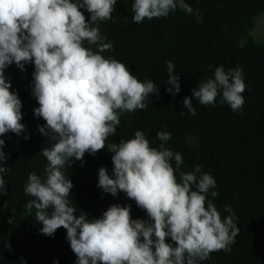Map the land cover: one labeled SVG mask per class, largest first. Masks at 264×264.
Returning a JSON list of instances; mask_svg holds the SVG:
<instances>
[{
	"label": "clouds",
	"instance_id": "9594fccd",
	"mask_svg": "<svg viewBox=\"0 0 264 264\" xmlns=\"http://www.w3.org/2000/svg\"><path fill=\"white\" fill-rule=\"evenodd\" d=\"M116 3L0 0V135L25 131L20 122L22 102L9 90L4 69L14 62L24 70V65L32 62L33 95L39 104L34 113L46 122L38 128L52 142L40 152L48 161L45 177L30 174L24 189L33 197L26 209L29 213L35 209L41 233L53 236L59 228L66 229L76 264H199L213 252L230 251L239 232L232 208L224 207L229 215L222 220L212 200L207 199L209 193L218 195L212 191L215 179L200 165L192 172L180 171L182 155L164 143L151 147L142 131H136L134 138L107 143L120 124L118 110L146 109V99L158 92L151 80L139 81L125 64L100 54L112 45L103 42L98 22L112 19ZM82 8L90 13V22ZM131 8L137 24L146 18L167 17L178 8L193 13L185 0H134ZM85 41L96 45L97 51L85 47ZM167 68V84L172 85L167 91L176 95L179 77L171 61ZM245 90L242 69L225 71L221 65L214 78L201 82L183 104L195 115L193 97L202 105H214L222 94L223 101L237 111L245 103ZM157 139L166 142L171 134L158 132ZM4 145L0 139V194L6 195ZM105 148L113 154L114 178L101 167L97 186L112 196L123 191L146 211L148 219H132L131 206L119 204L97 219L90 220L85 213L75 215L76 208L69 200L74 185L63 169L72 158L82 161L86 152L95 155ZM169 238L172 243L166 242Z\"/></svg>",
	"mask_w": 264,
	"mask_h": 264
},
{
	"label": "trees",
	"instance_id": "16d2710c",
	"mask_svg": "<svg viewBox=\"0 0 264 264\" xmlns=\"http://www.w3.org/2000/svg\"><path fill=\"white\" fill-rule=\"evenodd\" d=\"M133 3L117 0L112 19L98 22L103 42L112 45L100 54L125 64L139 81L151 80L158 92L146 99V109L118 110L120 124L107 143L134 138L136 131H142L151 147L164 143L182 155L180 171L192 172L200 165L215 179L212 191L218 195L209 193L207 199L212 200L222 220L229 215L224 207L232 208L239 232L230 251L213 252L199 264H264V44L250 37L257 17L264 13V0H185L193 8L192 14L178 8L167 17L146 18L139 24L132 19ZM81 11L90 22V13ZM84 46L97 51V46L87 41ZM169 61L179 77L176 95L167 91L172 87L167 84ZM221 65L225 71L242 69L246 85L243 107L233 111L222 94L214 105H202L193 97L196 114H189L184 98L192 97V90L201 82L214 78ZM34 70L32 62L26 63L24 70L14 62L4 69L9 90L22 102L20 122L25 131L0 135L6 156L2 166L8 169L2 174L7 194H0V264H76L66 229L61 227L53 236H46L35 219V209L31 213L26 209L33 199L24 191L28 176L45 177L48 161L40 152L52 144L38 128L46 122L34 113L39 107L33 95ZM158 132L170 133L171 139L160 141ZM112 155L107 148L95 155L86 152L82 161L72 158L70 165H65L64 174L74 185L69 200L76 208L75 215L85 213L90 220L97 219L119 204L131 206L132 219H148L146 211L123 191L112 196L97 186L101 167L114 178ZM172 164L175 166L174 160ZM166 242L172 243L170 238Z\"/></svg>",
	"mask_w": 264,
	"mask_h": 264
},
{
	"label": "rangeland",
	"instance_id": "374dc122",
	"mask_svg": "<svg viewBox=\"0 0 264 264\" xmlns=\"http://www.w3.org/2000/svg\"><path fill=\"white\" fill-rule=\"evenodd\" d=\"M250 37L259 45L264 44V13L257 17L256 28L250 33Z\"/></svg>",
	"mask_w": 264,
	"mask_h": 264
}]
</instances>
